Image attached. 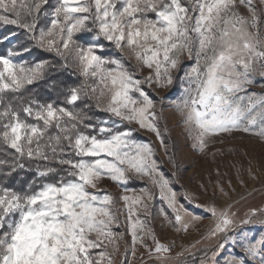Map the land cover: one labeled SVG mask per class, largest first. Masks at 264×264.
<instances>
[{"label": "snow or ice", "instance_id": "obj_1", "mask_svg": "<svg viewBox=\"0 0 264 264\" xmlns=\"http://www.w3.org/2000/svg\"><path fill=\"white\" fill-rule=\"evenodd\" d=\"M259 4L0 0V27L23 33L0 36V44L15 41L0 54V264H116L125 235L130 244L120 264H131L127 253L136 257L137 246L144 249L140 264H167L185 253L191 259L178 264H264V231L246 230L264 227V207L241 216L224 187L235 191L232 181L219 169L215 181L198 185L205 193L211 186L212 198L178 192L179 168L164 171L155 145L137 138L152 133L169 153L159 92L179 80L171 107L192 150L207 154L224 143L218 137L236 132L264 141V92L249 91L257 76L264 81V0ZM109 45L116 52L105 55ZM33 49L51 59H17ZM184 56L194 63L177 76ZM57 68L79 83L47 101L28 91ZM169 162L176 166L174 152ZM20 172L34 174L26 185L9 186ZM104 180L121 189L123 207L100 187ZM199 209L207 214L205 233L173 257L175 241L162 242L155 221L187 233L204 221ZM122 224L125 231L114 230Z\"/></svg>", "mask_w": 264, "mask_h": 264}, {"label": "rangeland", "instance_id": "obj_2", "mask_svg": "<svg viewBox=\"0 0 264 264\" xmlns=\"http://www.w3.org/2000/svg\"><path fill=\"white\" fill-rule=\"evenodd\" d=\"M257 8H260L259 0H254ZM241 12H246L242 7ZM18 32L20 33L19 39L23 38V33L18 28L9 26L7 28L0 27V36L6 34L7 32ZM15 41L4 42L0 44V54H5L6 50L12 46ZM4 49H3V47ZM17 51L18 49H13ZM116 50L108 46L105 51V55H112ZM33 54H23L17 57L18 60H29L32 61ZM129 65L134 64V61H128ZM194 63V60H189L186 56L182 58L181 71L176 73L177 76H182L184 69H187ZM79 80H72L70 85L78 84ZM261 83H264L259 76L256 78V83L249 86V91L264 92V88L259 87ZM181 93V86L179 80L176 81L172 89L161 90L159 95L164 96V111L160 119V125L163 128L167 126L170 135L169 142V153L165 154L163 148L160 147L159 141L156 139L154 134L139 131L137 133V138L144 141H151L156 147V155L158 162L160 163L162 169L168 173L177 171V176L175 178L176 190L183 191L185 189L192 191L195 195L199 196L201 201L208 200L212 198V187L209 186L207 193L198 189V185L201 183L207 184L208 180L211 179L215 181L218 177L216 175V170L223 173H227L223 179L224 181L231 179V188L225 183L224 187L229 193V197L232 201L236 202L235 210L243 216L250 208H262L264 207V141L260 140L258 137L236 132L231 136L218 137L217 140L223 139L224 143L219 142L210 145L207 154H201L191 149L190 141L185 138L183 134L182 127L178 126V116L175 113L174 108L171 107V101L176 100ZM97 116L103 117L105 114L101 112H96ZM216 149H221L222 153L213 156L211 153ZM232 149L233 151H229ZM175 153L176 166L174 167L172 163L169 162V156ZM250 169V171H249ZM29 173V172H27ZM32 177L30 178V180ZM243 183H240V181ZM132 188H139L143 186L140 182H133L129 185ZM101 188H106L117 198V205L123 207V202L119 200L121 189L118 188L109 180H104L100 185ZM219 202H223L222 200ZM198 214L205 215V219L202 223L195 225L187 233H176L173 229L164 226L161 227L160 220L155 221V228L158 236L162 242L175 241L171 255L176 257V253L182 250V246H190L196 241L200 240L201 236L205 233L206 226L208 224L207 214L203 209L197 210ZM121 220L123 221V216L121 215ZM115 231L122 232L125 228L122 224L120 228L114 229ZM249 234L258 235L261 231H264V227L260 224H253L248 226L246 229ZM119 251L116 252L113 259L117 262L123 259V254L125 253V248L130 244V236L125 235L123 240L118 241ZM149 243H151L149 241ZM209 241H203L198 244L197 249H201L207 246ZM111 250V249H110ZM144 249L137 246L136 257L131 255L129 250L127 253V258L131 261V264H140L141 253ZM191 259L190 256L185 253L184 257H179L177 259L169 260L167 264H178V260Z\"/></svg>", "mask_w": 264, "mask_h": 264}, {"label": "trees", "instance_id": "obj_3", "mask_svg": "<svg viewBox=\"0 0 264 264\" xmlns=\"http://www.w3.org/2000/svg\"><path fill=\"white\" fill-rule=\"evenodd\" d=\"M31 53L33 54L32 60L51 59L49 54L37 49H33ZM76 79L77 78L75 76H72L59 68L50 69L46 78L29 85L28 91L41 101L57 99L60 91L67 88L70 85V82ZM53 81H55V85L52 84ZM60 98L62 99V97ZM33 174L34 173L32 172H20L18 174H14L12 179L9 181V186L17 185L19 187L21 185H26L27 181L30 180ZM21 177L23 178L22 180ZM18 181L20 182L19 184H17Z\"/></svg>", "mask_w": 264, "mask_h": 264}, {"label": "built area", "instance_id": "obj_4", "mask_svg": "<svg viewBox=\"0 0 264 264\" xmlns=\"http://www.w3.org/2000/svg\"><path fill=\"white\" fill-rule=\"evenodd\" d=\"M121 261V260H120ZM120 261L117 262V264H120Z\"/></svg>", "mask_w": 264, "mask_h": 264}]
</instances>
